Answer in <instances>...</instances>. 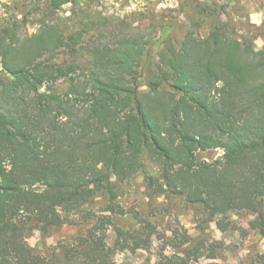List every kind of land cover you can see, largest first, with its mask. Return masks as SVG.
I'll return each instance as SVG.
<instances>
[{"label": "trees", "instance_id": "16d2710c", "mask_svg": "<svg viewBox=\"0 0 264 264\" xmlns=\"http://www.w3.org/2000/svg\"><path fill=\"white\" fill-rule=\"evenodd\" d=\"M74 1L41 4L54 13ZM31 14L0 17V264H117V251L148 252L154 240V264L215 259L201 235L213 223L245 236L231 218L240 214L264 238V50L214 24L146 66L139 58L149 51L126 38L114 49L84 47L87 19L66 34L38 21L29 35ZM210 149L221 156H197ZM138 176L145 214L116 227L114 218L131 221L118 199ZM176 201L196 214L198 235L158 236ZM62 227L75 232L47 254L27 243L33 230L43 240Z\"/></svg>", "mask_w": 264, "mask_h": 264}, {"label": "rangeland", "instance_id": "374dc122", "mask_svg": "<svg viewBox=\"0 0 264 264\" xmlns=\"http://www.w3.org/2000/svg\"><path fill=\"white\" fill-rule=\"evenodd\" d=\"M42 2L46 0H0V17L21 19L27 11L31 12L32 16H27L29 20L25 25L29 35L39 29L38 21L53 23L66 34L80 28L81 22L87 19L90 24L87 38L90 40H86L88 43L85 42L84 47L114 49L126 38L125 40L134 41L135 45L139 44L144 51H149L148 56L139 58L140 63H145L146 66L157 61L158 52L163 48H178L183 38L205 39L214 24L220 26L227 37L243 41L246 47L255 51L264 50V0H75L54 13L47 11ZM48 61L49 59H45L46 63ZM1 71L0 65V73ZM143 77L144 73L139 78L141 83ZM221 154L220 149H210L198 152L197 156L202 160L212 161ZM127 189L130 191L128 199L122 197L118 202L128 211L131 221H127L124 216L113 219L114 226L122 229L136 223L138 218L135 220L132 217H137L135 215L139 213L143 215L146 210L141 177H136ZM176 202V214L165 215L157 222L158 236L163 230L169 235L167 229L173 228L178 229L179 233L184 230L193 237L198 235L196 214L190 208H184L179 201ZM101 204V200L97 199L94 207ZM231 218L241 229L247 230L246 235L231 230L222 232L213 223L210 224L201 236L215 244L216 258L201 257L189 264H253L256 255H264V238L248 229L247 221L251 216L240 214L232 215ZM74 232L75 228L62 227L41 240L39 232L33 230L27 236V243L47 254L59 241ZM114 240L115 231L110 227L107 231L109 246L113 245ZM160 244L161 241L154 240L148 252L117 251L114 259L117 264H154L158 260ZM169 252L166 250L165 253Z\"/></svg>", "mask_w": 264, "mask_h": 264}]
</instances>
